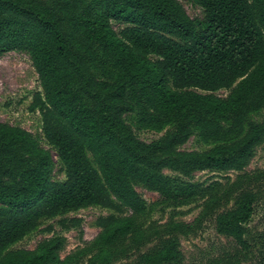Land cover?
<instances>
[{
    "label": "trees",
    "instance_id": "16d2710c",
    "mask_svg": "<svg viewBox=\"0 0 264 264\" xmlns=\"http://www.w3.org/2000/svg\"><path fill=\"white\" fill-rule=\"evenodd\" d=\"M192 18L178 0H0V54L25 52L40 90L30 108L64 166L52 178L54 159L31 132L0 122V264H54L64 237L36 249H9L49 218L87 206L131 210L100 216L94 246H115L135 227L146 202L133 182L166 199L194 197L198 186H175L163 170L242 171L264 140V0H193ZM111 21L123 27L116 31ZM109 66V68L107 67ZM92 67L106 78H97ZM228 90L225 96L216 94ZM139 125L174 130L149 142L137 138L123 115ZM199 132L204 150L179 147ZM257 202L242 189L232 207L215 217V230L248 247L244 224ZM63 229L79 218L60 220ZM108 254L104 260H108ZM177 237L143 253L141 264H173Z\"/></svg>",
    "mask_w": 264,
    "mask_h": 264
},
{
    "label": "rangeland",
    "instance_id": "374dc122",
    "mask_svg": "<svg viewBox=\"0 0 264 264\" xmlns=\"http://www.w3.org/2000/svg\"><path fill=\"white\" fill-rule=\"evenodd\" d=\"M46 1L51 3V0ZM178 1L190 17L204 16L202 8L193 0ZM111 24L116 31L123 27L117 21H111ZM92 71L97 78H106L98 69L92 67ZM38 90L37 74L25 52L9 51L0 54V122L18 125L31 132L53 156V180L63 181L64 166L55 149L44 139L41 113L37 108H30ZM215 93L225 96L228 90L222 89ZM263 116L264 105L249 114L245 128L248 123L258 122ZM123 119L134 135L146 142L164 137L176 126L175 122H171L161 129L143 127L138 124L135 111L125 113ZM213 145L211 142L204 143L198 130L192 128L191 136L179 148L204 150ZM162 174L175 186L182 183L196 184L197 194L184 200L166 199L133 182V187L146 202V209L136 217L135 227L113 247L101 250L93 242L100 231L98 217L133 215L131 210L117 202L111 208L92 205L43 218L9 249H36L44 239L63 236V248L58 253V263L54 264H141L143 253L158 246L163 238L175 236L180 242L181 258L173 264H264V140L255 147L251 160L240 172L204 170L184 176L165 169ZM242 189L251 190L257 198L254 211L244 224L248 243L246 249L215 230L217 213L232 207L235 195ZM63 218H79L80 224L63 229L60 224ZM107 254L109 259L104 260Z\"/></svg>",
    "mask_w": 264,
    "mask_h": 264
}]
</instances>
